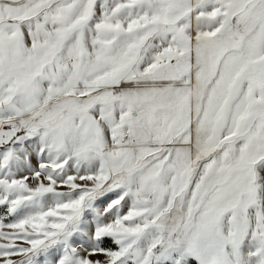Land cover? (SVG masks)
Returning <instances> with one entry per match:
<instances>
[{"label":"snow or ice","instance_id":"6c2138e0","mask_svg":"<svg viewBox=\"0 0 264 264\" xmlns=\"http://www.w3.org/2000/svg\"><path fill=\"white\" fill-rule=\"evenodd\" d=\"M0 264H264V0H0Z\"/></svg>","mask_w":264,"mask_h":264}]
</instances>
